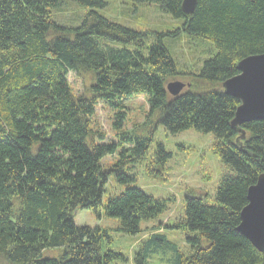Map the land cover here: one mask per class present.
<instances>
[{
	"label": "trees",
	"instance_id": "trees-1",
	"mask_svg": "<svg viewBox=\"0 0 264 264\" xmlns=\"http://www.w3.org/2000/svg\"><path fill=\"white\" fill-rule=\"evenodd\" d=\"M156 3L178 21L174 32L139 31L97 11L104 0H0V264H111L121 255L106 250L107 229L78 226V209L120 221L119 231L134 235L142 221L163 213L165 201L131 186L122 158L141 157L152 134L125 132V100L147 97L157 124L171 133L196 129L215 137L214 153L236 175L222 178L215 202L186 197L184 225L192 252L185 255L164 234H153L137 255L166 246L171 264H264L260 252L237 227L247 193L264 173V119L231 125L240 100L223 90L225 80L240 73L238 62L264 53V0H197L191 14L184 0H133ZM74 2L86 13L77 23L57 21ZM186 33L211 45L191 87L171 96L167 80L178 74L165 38ZM174 34V35H172ZM80 82V95L70 85ZM116 110L113 129L120 159L104 168V157L119 144L103 142L91 127L98 102ZM239 129H244L241 136ZM156 162L170 154L162 146ZM111 174L126 187L104 204ZM61 248L58 257H42Z\"/></svg>",
	"mask_w": 264,
	"mask_h": 264
},
{
	"label": "rangeland",
	"instance_id": "rangeland-1",
	"mask_svg": "<svg viewBox=\"0 0 264 264\" xmlns=\"http://www.w3.org/2000/svg\"><path fill=\"white\" fill-rule=\"evenodd\" d=\"M104 2V6L97 9L99 13L133 29L167 33L174 32V29L179 27L178 21L154 2L137 3L133 0H104ZM85 13L83 6L70 2L67 10L59 16V19L57 18V21L72 24L71 22L75 23ZM164 40L175 58L178 71L176 77L167 80V85L169 82L181 81L186 87L184 92L191 87V83L195 80L192 74L199 72L211 45L202 38L190 37L184 32ZM69 79L73 92L80 95L78 78L70 75ZM124 105L126 120L123 130L133 137L152 134V140L141 157L122 158L124 171L136 177L131 186L165 201L167 208L154 219L142 221L141 231L134 235L119 231L120 221L106 216L103 210L95 213L89 209H78L73 214L74 222L78 226H100L108 230L110 241L106 245V250L111 249L121 255L111 264H138L137 255L153 234H164L171 242L178 245L181 252L189 255L193 250L187 238L195 236L196 233L184 225L180 228L167 226L186 217V197L196 196L206 203H213L222 178L236 175V172L214 153L213 134L193 128L177 133L169 132L157 124V119L151 114L147 97L144 95H136L125 100ZM115 113L116 110L100 101L95 107V115L92 118L91 127L95 133L103 134V142L119 144V149L114 155L103 158L104 168H112L120 159L119 150L126 148L129 149L127 154L133 152V144L122 145L118 141L117 132L113 129ZM159 144H162L165 151L170 154L165 163L156 162L155 154L160 148ZM125 189L124 185L116 181L115 174H111L105 186L103 203L105 204L111 197L121 195ZM166 248L161 246L158 249H151L145 264L173 263L175 253ZM61 252V248H49L42 252V257H58Z\"/></svg>",
	"mask_w": 264,
	"mask_h": 264
},
{
	"label": "water",
	"instance_id": "water-1",
	"mask_svg": "<svg viewBox=\"0 0 264 264\" xmlns=\"http://www.w3.org/2000/svg\"><path fill=\"white\" fill-rule=\"evenodd\" d=\"M196 5L197 0H184L182 8L186 14H191ZM237 68L240 73L222 84L226 94L241 102L231 122L235 129L241 124L264 119V53L244 58ZM167 86L170 94L178 96L185 84L173 81ZM239 132L241 136L245 135L244 129H239ZM247 198L248 204L241 211V223L237 230L260 252H264V173L249 187Z\"/></svg>",
	"mask_w": 264,
	"mask_h": 264
},
{
	"label": "bare ground",
	"instance_id": "bare-ground-1",
	"mask_svg": "<svg viewBox=\"0 0 264 264\" xmlns=\"http://www.w3.org/2000/svg\"><path fill=\"white\" fill-rule=\"evenodd\" d=\"M247 57H248V56H247ZM245 58H246V57H245ZM243 59H244V58H243ZM243 59H242V60H243ZM239 62H240V61H239ZM185 88H186V87H184V88L182 89V91L180 92L179 95H181V93L183 92V90H184ZM167 90H168V86H167ZM170 95L173 96L172 94H170ZM179 95H178V96H179ZM174 97H176V96H174ZM240 223H241V222H240ZM239 225H240V224H239ZM239 225H238V226H239Z\"/></svg>",
	"mask_w": 264,
	"mask_h": 264
}]
</instances>
